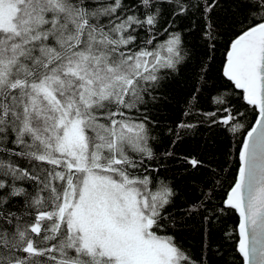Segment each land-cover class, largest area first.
<instances>
[{
  "label": "snow or ice",
  "instance_id": "snow-or-ice-1",
  "mask_svg": "<svg viewBox=\"0 0 264 264\" xmlns=\"http://www.w3.org/2000/svg\"><path fill=\"white\" fill-rule=\"evenodd\" d=\"M223 7L0 0V264H236L230 250L264 264V0ZM221 44L227 84L203 112L194 101ZM189 67L199 87L183 115L196 122L162 136L151 109ZM198 124L241 137L225 153L234 173L177 151ZM201 169L178 204L177 176ZM190 221L198 256L177 239Z\"/></svg>",
  "mask_w": 264,
  "mask_h": 264
},
{
  "label": "trees",
  "instance_id": "trees-1",
  "mask_svg": "<svg viewBox=\"0 0 264 264\" xmlns=\"http://www.w3.org/2000/svg\"><path fill=\"white\" fill-rule=\"evenodd\" d=\"M229 7V0H224V7L217 11L216 15L223 17L225 10ZM224 59V45L218 46L215 54V60L209 65L207 87L198 93V100L194 101L197 109L203 112H211L215 109V105L211 103V96L216 95V89L227 81L222 77V61ZM199 87L196 78L193 75L191 67L182 71L174 78H169L158 95L161 99L151 109L153 116L159 121L161 135L164 136V130L167 126H174L176 122L183 119H189L196 122V118L185 117L183 115L186 107L185 101L194 94V89ZM225 91L230 92V87ZM244 109H241L243 111ZM199 119H203L200 117ZM249 121H253V116L249 114ZM243 122V121H242ZM254 122V121H253ZM241 138L239 135H233L223 126L216 127L209 124H198V126L185 135L182 143L177 147V151L183 154L194 156L202 160L206 165L210 164L215 167L218 163H223L225 159L229 160V164L225 165L228 173H234L233 164L236 161L235 155L225 156L226 152L235 153L236 141ZM167 144V138L164 140ZM203 169L190 170V174L180 177L177 176L175 184L180 192V198L177 199L178 204L184 201H191L196 196L193 184L201 179ZM237 220V216L233 215L226 220L228 227H232ZM177 239L186 248H189L194 255L198 256L201 251V236L199 232V224L196 221H190L188 226L178 230ZM235 258L236 264H241L242 257L239 253L229 251L228 259L231 261ZM212 264H218L216 257H212Z\"/></svg>",
  "mask_w": 264,
  "mask_h": 264
}]
</instances>
